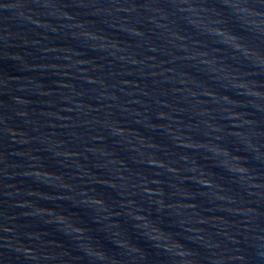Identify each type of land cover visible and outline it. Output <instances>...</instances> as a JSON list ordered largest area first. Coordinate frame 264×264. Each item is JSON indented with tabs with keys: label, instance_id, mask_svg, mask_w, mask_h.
<instances>
[{
	"label": "water",
	"instance_id": "95a60500",
	"mask_svg": "<svg viewBox=\"0 0 264 264\" xmlns=\"http://www.w3.org/2000/svg\"><path fill=\"white\" fill-rule=\"evenodd\" d=\"M0 264H264V0H0Z\"/></svg>",
	"mask_w": 264,
	"mask_h": 264
}]
</instances>
